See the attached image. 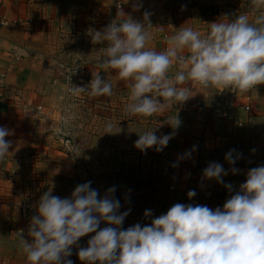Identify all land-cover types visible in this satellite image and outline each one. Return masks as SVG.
Returning <instances> with one entry per match:
<instances>
[{"label":"clouds","instance_id":"1","mask_svg":"<svg viewBox=\"0 0 264 264\" xmlns=\"http://www.w3.org/2000/svg\"><path fill=\"white\" fill-rule=\"evenodd\" d=\"M249 2L259 13L251 22L248 15L237 14L227 22H211L203 35L192 27H180L165 38L163 51L147 47L152 39L148 31L151 14L143 12L141 22L126 15L118 3L116 17L124 18L119 23L115 18L102 30L88 34L93 44L104 45L99 67L106 72L115 70L127 83L126 114L150 117L170 112L173 104L193 96V86L248 92L264 84V0ZM140 7V0H133V11ZM174 66L176 71L170 74ZM67 91L73 96L86 92L89 97H110L113 85L92 71L87 85H74ZM71 119L66 113L63 123ZM167 123L172 132L158 137L153 129L146 130L139 134L135 147L141 152L153 147L162 151L181 121L176 114ZM112 127L106 123L104 133H114ZM10 135V129L0 126V159L10 152L12 142L5 139ZM195 150L193 145L178 160L191 158ZM233 151L224 157L229 165L241 156L236 153L234 157ZM230 171L236 174L238 169L231 167ZM226 175L228 171L217 162H209L202 170L204 179H215L232 193L222 208L175 203L150 224L135 223L126 229L122 223L130 209L119 211L115 186L99 197L91 181L78 184L67 198L52 195L49 189L39 197L38 214L31 217L27 229L31 239L21 234L18 250L29 264H73L68 259L72 246L85 264H264V164L250 168L235 192L231 183H224ZM195 195V190L187 192L189 199ZM143 215L149 218L152 212L146 209ZM102 221L106 226L100 228ZM90 233L94 235L87 246H80L79 239Z\"/></svg>","mask_w":264,"mask_h":264},{"label":"crops","instance_id":"2","mask_svg":"<svg viewBox=\"0 0 264 264\" xmlns=\"http://www.w3.org/2000/svg\"><path fill=\"white\" fill-rule=\"evenodd\" d=\"M98 1L0 0V21L4 22L0 23V126L12 132L5 137L12 142L10 152L0 159V264H29L24 253L18 250V242L21 234L28 240L31 238L20 225L16 226L17 213L12 207L30 194L28 197L35 205L36 215L39 197L45 189L57 193L61 186L59 170L64 172L66 169L61 161L67 156L68 138L66 125L62 122L64 117H61L65 113L61 100H69L66 88L74 83L67 84L65 75L60 76L58 62L63 50L60 42L69 28L80 26L86 17H90V8L99 7ZM172 1L140 0L142 7L136 11L132 8L133 0L117 2L122 3L126 15L141 22L143 12L151 14L148 31L152 39L147 47L156 51L165 50V38L175 34L180 27H192L203 35L208 32L211 22L226 19L209 14L197 18L188 16L181 3L168 7ZM215 1L220 8L247 14L250 22L259 15L252 7L250 13L240 11L247 1L244 5L238 0L223 6L224 0H213V3ZM113 2L100 1L105 8ZM97 65L94 70L90 66L86 76L81 73L80 77L88 81L90 76L91 80V72L99 71ZM103 71L107 75L115 72L111 69ZM175 71L174 66L170 74ZM190 95L193 96L182 104H173L170 112L159 117H165L162 119L167 122L178 115L181 124L175 130V136L183 137L184 145L190 148L196 145L194 153L200 155L204 167L209 162H217L225 170L231 167L246 170L249 161L241 158L264 144V84H258L248 92L235 93L230 89L221 91L214 87L193 86ZM108 98L113 100L112 95ZM126 98L122 95L121 100ZM247 104L250 109H246ZM230 149L234 150V157L236 153L241 154L234 165L224 159Z\"/></svg>","mask_w":264,"mask_h":264},{"label":"rangeland","instance_id":"3","mask_svg":"<svg viewBox=\"0 0 264 264\" xmlns=\"http://www.w3.org/2000/svg\"><path fill=\"white\" fill-rule=\"evenodd\" d=\"M100 1L104 0L98 1L97 8L91 6L90 17H86L85 22H82L80 26L73 25L69 28L65 39L60 42L63 50L60 52L58 69L61 71V77L65 75L67 84L72 82L77 86L87 85L90 76L88 75V81L80 77V69L83 68L82 76H86L90 66L94 70L102 56L104 45L93 44L88 32L102 30L115 18L117 23L123 18V16L116 17L118 0H114L108 8H105V4ZM224 1L221 6L238 2V0ZM241 1L243 5L246 1L248 4L240 11L249 12L252 7L249 0ZM180 3L188 16L196 18L204 14L214 18L215 16L225 18L227 15L224 20L227 22L235 15L241 14L235 10H228L229 8H220L216 1L213 3V0H173L168 7H175ZM120 9L125 10V8ZM213 9L216 11L214 12ZM98 72L102 78L112 83L113 100L108 97L106 99L104 96L101 100H89L94 97H89L86 92L73 96L67 91L68 88L66 91L69 100H61L62 109L65 112L61 117H65L67 113L72 119L65 126L69 141L65 150L67 156L61 162L66 169L64 172L59 170L62 178L59 177L58 181L61 186L57 193L51 192V194L67 198L78 184L91 181L90 187L97 190L99 197L109 187L115 186L114 197L121 205L119 211L130 209L122 223L123 229L135 223H140L142 226L150 224L152 218L166 213L175 203L206 205L210 209L218 206L222 208L232 193L215 179L202 177L205 165L200 162V155L196 156L192 152L191 158L178 160V156H182L185 150L191 149L189 145H184L183 137L179 139L174 135L160 152L155 151L154 147L144 152L135 147L134 142L139 138V134L146 130L153 129L154 134L159 137L170 133L173 129L166 121H163L162 118L165 117L160 118L159 115L143 117L126 114L125 105L129 103L127 83L119 79L116 72L107 75L100 67ZM122 95L124 98L127 97L126 100H121ZM108 122H111L114 133H104L105 124ZM178 132L181 134L180 131ZM259 146L255 147V153L246 154L241 158V160L247 158L249 161L246 170H238L236 174L227 170L228 175L222 177L224 183L233 185V192L238 190L239 185L245 181L246 173L250 168L264 164V144ZM174 163L176 167L172 166ZM189 190L196 192L191 199L187 197ZM33 192L36 194L35 191ZM27 197L22 201L19 199L16 206L12 207V211L17 213L16 226L20 225L25 232L31 217L35 215V205L33 206L31 197ZM25 203L29 204V207H27L26 217H23L22 207ZM146 209L151 210L152 217H144L143 213ZM105 226L106 222L103 221L99 225L100 228ZM91 235L94 233L81 237L79 245L86 247V242ZM76 252V246H72V255L68 259H71L73 264H85L78 259Z\"/></svg>","mask_w":264,"mask_h":264},{"label":"built area","instance_id":"4","mask_svg":"<svg viewBox=\"0 0 264 264\" xmlns=\"http://www.w3.org/2000/svg\"><path fill=\"white\" fill-rule=\"evenodd\" d=\"M118 3H120V8H122V3L121 2H117V4ZM116 4V5H117ZM0 23H2V24H4V22L3 21H0ZM83 72V68H81L80 69V73L79 74H81ZM230 92H232V93H235L236 91H233V90H231L230 89ZM246 109H250V104H247L246 105ZM69 140H68V138H67V142H68ZM68 144V143H67ZM27 207H29V204H27V203H25V205L22 207L23 209H22V216L23 217H26L25 215H27Z\"/></svg>","mask_w":264,"mask_h":264}]
</instances>
